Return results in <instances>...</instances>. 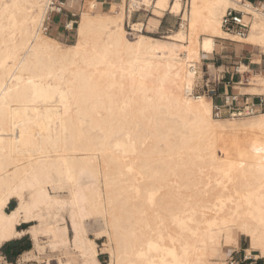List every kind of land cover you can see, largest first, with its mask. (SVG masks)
<instances>
[{"label":"bare ground","instance_id":"6f19581e","mask_svg":"<svg viewBox=\"0 0 264 264\" xmlns=\"http://www.w3.org/2000/svg\"><path fill=\"white\" fill-rule=\"evenodd\" d=\"M85 1L67 45L44 31L49 0H0V249L28 235L25 262L50 249L67 257L59 264H101L88 229L101 218L111 264H212L219 232L226 245L246 235L248 255L264 259V113L217 120L209 99L191 95L218 39L264 52V7L156 0L149 24L184 14L180 29L162 40L131 22L132 41L125 3L112 16ZM230 8L250 21L246 38L222 29ZM253 77L241 91L264 95V75ZM205 167L227 181L209 188Z\"/></svg>","mask_w":264,"mask_h":264},{"label":"rangeland","instance_id":"374dc122","mask_svg":"<svg viewBox=\"0 0 264 264\" xmlns=\"http://www.w3.org/2000/svg\"><path fill=\"white\" fill-rule=\"evenodd\" d=\"M142 2V0H139ZM152 1V6L151 7H146L144 5L140 6V9H131V2L130 0H109L107 4L103 5L102 3L98 2L97 0H91V4H98V7L96 8V10H89L90 13H108L109 15L114 16L113 14H115V11H120V6L125 3V20H124V28L126 30V32L128 34H132L131 36H128L129 40L134 41V37L136 36L137 32L133 31L131 29V22L132 23H136V22H141L145 24V29L143 34L147 35V36H151L154 38H158V39H162L165 40L166 37H168L169 35H171V31H178L180 29V25L182 23V16H174L168 12H166L164 14V17L162 19H159L160 22L155 23L154 25H150V19L151 18H156V14L154 11V6H155V1L156 0H151ZM86 3L85 0H79V2L77 1L75 4V13L77 14V25L75 26V30H76V36L75 38L70 41H64V40H60L59 41L67 44V45H72L73 43H75V41L77 40V36H78V32L77 29L79 27V23L81 21V16L82 13L84 11V4ZM172 3L174 4V1L172 0ZM188 0H184V8H186V6H188ZM130 4V5H129ZM187 4V5H185ZM116 6V8L114 9L112 6ZM264 7V5H260L259 8ZM111 9V10H110ZM114 11H113V10ZM130 9V10H129ZM127 10V11H126ZM132 11V18H129V12ZM128 18V19H127ZM55 20L57 19V17L54 18ZM250 22V21H249ZM247 22V23H249ZM130 23V24H129ZM252 23H250L251 25ZM47 35V34H46ZM50 36V35H47ZM245 45H250L247 44V42L242 41L240 39H233L231 38V40H222V39H218L217 42V47H216V52L215 53H221L222 52V48H227V52L228 56L230 58H227L226 60H224V62H220L218 65H213L212 62L209 59H206V57H203V64L201 67V72H202V78L200 79V81L198 82V84L195 86L197 88L198 92H203V87L204 85L207 83V81H212L215 84H213L211 87L218 89V92L220 94H224L227 91L230 92V89H227L225 87V83L227 82V80L231 77L232 74H235V70L236 68L241 66V72L243 71H248L245 69H242L244 66L246 67H250L253 72L255 74L259 73L261 69H264V52L261 51L257 52L256 55L257 56H262L261 57H257L255 58L253 61L257 62L259 61V63L261 62L262 65L260 67L252 65L250 63V60L245 58V55L241 54V49H243V46ZM239 49V50H235L234 52L232 49ZM229 49V50H228ZM238 51V52H237ZM243 51V50H242ZM254 76V74H253ZM237 77V76H236ZM226 79L223 80L220 84L217 83V81H219V79ZM216 79V80H214ZM247 86H243V88H245ZM221 88L223 90H221ZM241 88L239 89V91L241 93H245V91H241ZM257 96H264V95H257ZM234 132L231 131H225L223 133L224 136H228V135H234ZM247 134H251L250 132H248ZM232 151L228 152V154L230 155V157H232ZM202 172L204 173L202 175V181H206L208 184L209 183V188L215 186V184H217L214 180L217 179H223L224 182L227 181V177L221 175L219 177L220 174H216L214 170H212V168L208 167V168H203ZM216 175V176H215ZM203 181V182H204ZM213 182V183H212ZM227 185H232V183L227 182ZM232 193L230 191V189L225 190V194H230ZM237 197V196H236ZM17 206V202L16 200H13L8 208V211L12 210L13 208H15ZM213 216H215L214 212H208L206 218L207 219H211ZM99 219V222L96 221V219H91L88 222V226H89V237L91 239H93L97 246H98V250H99V260L101 262V264H111L112 263V257L111 254L108 250L105 249V247L108 245V238L107 237H102V238H98V233L99 231L103 228V224L102 219L101 218H97ZM35 225V223L31 224V225H23L21 228L22 229H27L30 228L31 226ZM212 229L217 232L219 231V229H222V225L221 223L218 221L216 225L212 226ZM225 230V229H224ZM227 230V229H226ZM218 235L221 237L220 240L216 243H214V247L216 246V248H218V251L216 252V254L211 258V263L212 264H225L227 259L231 256H236V257H241L244 255V253L250 248V239L243 234H240L238 237V241L236 245H226L224 239L222 238V232H219ZM24 243L23 246H27L29 243H31V249L33 248V243L31 240L30 236H25L24 237ZM48 240L45 238L42 240L43 244H46ZM50 249H46L43 253H41L40 255H37L39 259H35L31 262H25L22 260V257L19 256L16 258L15 263L13 264H59V258H61V260H63L65 263L67 261V257L64 255H60L59 252H53V251H49ZM248 253V252H247ZM254 257L257 258V256H259V253L257 252H253L252 253ZM0 264H7V261L5 259H3V255L0 252ZM49 262V263H47ZM258 263L259 264H264V259L259 258L258 259ZM11 264V263H8Z\"/></svg>","mask_w":264,"mask_h":264},{"label":"built area","instance_id":"2783aa9c","mask_svg":"<svg viewBox=\"0 0 264 264\" xmlns=\"http://www.w3.org/2000/svg\"><path fill=\"white\" fill-rule=\"evenodd\" d=\"M69 0H49L46 10V21H45V33L50 35V25L54 23V17L66 16L68 14L67 4ZM255 10L260 7L258 4H253ZM264 14V8H263ZM71 18H75L71 15ZM77 21L68 19L67 23L64 24V30L69 34L75 32V26ZM222 29L229 34H236L240 38H246L249 33V25L244 20V12L230 8L226 11L222 17ZM262 64L257 65L260 67ZM252 66V65H251ZM250 68V67H248ZM241 66L236 68L235 74L225 83V87L230 89V92L220 94L218 89L211 87L215 84L212 81H207L203 87V92H198L195 87L191 95L195 98L202 96L209 99L212 103L213 116L217 120H235V119H246L255 117L264 113V96H256L248 93H241L240 87L249 86L253 80V70L250 68L248 71L241 72ZM263 74L264 69H261L259 73ZM237 76V77H236ZM216 80V79H214ZM223 80L217 81L220 84ZM225 264H259L256 257L248 255L247 251L241 257L231 256L227 259Z\"/></svg>","mask_w":264,"mask_h":264},{"label":"crops","instance_id":"0c3cea01","mask_svg":"<svg viewBox=\"0 0 264 264\" xmlns=\"http://www.w3.org/2000/svg\"><path fill=\"white\" fill-rule=\"evenodd\" d=\"M97 1L102 3L103 5H105L108 3L109 0H97ZM248 1L253 3V4H258L259 6L262 4L264 5V0H248ZM74 9H75V6L71 7V6H69V3H68L67 4L68 14H66V16H63V17L56 16L57 19L56 20L54 19V23L52 25H50V37L60 39V40H64L67 42H70L75 38L76 31L68 34L64 30V24L67 23L68 19H71L73 21H77L76 20L77 14L75 13ZM71 15H74L75 18H71ZM226 49L227 48H222L221 53H215L216 51H214L213 55L207 56L206 59H209L213 65H218L220 62H224V60H226L227 58H230L227 54V52H230V51H227ZM232 50L233 51H231V52H234L235 50H239V49L237 48V49H232ZM260 51H261V49L258 45H245V46H243V49H241V54L245 55V58L250 60L251 65L257 66V65L262 64L261 63L262 61L260 63H257L253 60L255 58L259 57L256 55V53L260 52ZM260 57L262 58V56H260ZM221 90H223V89L221 88Z\"/></svg>","mask_w":264,"mask_h":264},{"label":"trees","instance_id":"16d2710c","mask_svg":"<svg viewBox=\"0 0 264 264\" xmlns=\"http://www.w3.org/2000/svg\"><path fill=\"white\" fill-rule=\"evenodd\" d=\"M24 240L23 237L18 240L10 241L0 249L3 258L7 263H15L17 257L21 256L24 252L31 250V243L27 246H23Z\"/></svg>","mask_w":264,"mask_h":264}]
</instances>
